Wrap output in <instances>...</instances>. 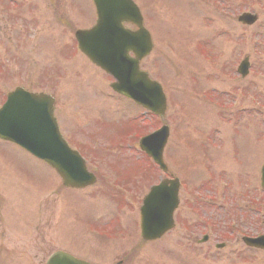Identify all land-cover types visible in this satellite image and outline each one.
Returning <instances> with one entry per match:
<instances>
[{
  "label": "rangeland",
  "instance_id": "rangeland-1",
  "mask_svg": "<svg viewBox=\"0 0 264 264\" xmlns=\"http://www.w3.org/2000/svg\"><path fill=\"white\" fill-rule=\"evenodd\" d=\"M23 1L29 4L23 6L21 26L8 27L0 37V99L16 85L54 95L64 135L75 141L97 140L94 154L109 174L130 176L145 165L134 148L118 150V143L106 148L115 135L146 124L145 130L167 124L171 135L165 159L185 188L174 229L156 242L143 243L139 208L151 184L165 176L153 163L149 178H137L125 200L101 175L86 189L65 188L45 163L0 140V264H45L54 248L72 246L78 256L91 258L93 253L83 255L81 248L102 244L107 253L99 261L104 264H264V252L247 247L240 233L231 232L240 229L239 224H230L248 213V221L240 220L247 232L264 231L255 204L240 196L248 189L251 173L252 183L259 186L264 163V77H258L264 76V0H136L155 43L141 67L163 85L168 97L164 118L151 115L144 120L139 106L113 92L111 76L73 50L77 28L96 22L92 0H51V5L48 0ZM243 11L258 14L257 22L240 23ZM38 22L40 28H32ZM247 56L253 73L237 80V66ZM230 71L234 74L229 78ZM241 87L255 94L263 107L239 95ZM205 96L228 104L240 97L246 110L238 112L241 103L217 107ZM213 136L221 150L206 143L213 175L209 180L201 169V162L208 160L200 147ZM219 175L229 183L226 190ZM194 190L209 199L195 197ZM208 219L219 225V235L200 243ZM86 220L125 233L118 242L104 243L83 226ZM218 243L226 245L219 249Z\"/></svg>",
  "mask_w": 264,
  "mask_h": 264
},
{
  "label": "water",
  "instance_id": "water-1",
  "mask_svg": "<svg viewBox=\"0 0 264 264\" xmlns=\"http://www.w3.org/2000/svg\"><path fill=\"white\" fill-rule=\"evenodd\" d=\"M98 21L90 30L78 33L81 48L97 65L112 74L117 80L112 87L139 104L160 115L167 109L166 96L162 86L152 80L146 71L140 69L141 60L153 48L150 33L144 27L139 8L132 0H94ZM243 22L252 24L256 15L243 14ZM131 22L136 30L124 27ZM130 52L134 55L131 56ZM247 60L240 66L246 72ZM53 99L45 94L30 93L17 88L8 96L0 109V137L14 141L32 151L54 166L66 186L82 187L94 179L89 176L83 159L72 151L62 138L53 116ZM168 138V128L142 140L143 148L163 168L162 152ZM264 178V172H263ZM161 184L159 187L164 186ZM178 182L173 183L170 193L160 199V188L153 189L142 207V235L155 239L173 226V211L177 205ZM155 192V193H154ZM155 200V202H153ZM248 245L263 246L264 236L245 239ZM46 264H90L72 255L58 251Z\"/></svg>",
  "mask_w": 264,
  "mask_h": 264
},
{
  "label": "flooded vegetation",
  "instance_id": "flooded-vegetation-1",
  "mask_svg": "<svg viewBox=\"0 0 264 264\" xmlns=\"http://www.w3.org/2000/svg\"><path fill=\"white\" fill-rule=\"evenodd\" d=\"M22 12L18 0H0V37L8 27L21 26Z\"/></svg>",
  "mask_w": 264,
  "mask_h": 264
}]
</instances>
